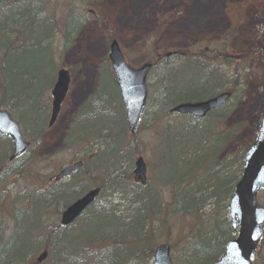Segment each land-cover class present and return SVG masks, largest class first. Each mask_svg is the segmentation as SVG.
<instances>
[{"label":"trees","instance_id":"obj_1","mask_svg":"<svg viewBox=\"0 0 264 264\" xmlns=\"http://www.w3.org/2000/svg\"><path fill=\"white\" fill-rule=\"evenodd\" d=\"M77 1L86 4L93 0ZM44 3L0 0V108L9 109L22 123V135L30 142L29 151L9 163L10 141L0 137V176L28 175L21 171L22 166L31 163L27 154L47 131L49 114L43 95L54 82L42 81L54 72L55 19L53 13L43 9ZM79 23L73 16L64 20V49L70 46ZM169 56L183 62L159 82L161 116L152 124L156 164L150 182L144 186L130 184L114 167L107 166L113 161V152L126 144L127 129L123 118L115 119L104 103L107 96L116 97L115 103L121 106L113 80L104 97L100 86L107 76L100 73L96 92L78 108L67 131L66 143L82 155L78 160L86 159L84 167L66 185L51 184L53 178L49 177L52 182L46 190L33 185L18 196L17 200L26 204L6 211L12 222L5 238L6 223L0 215V264H37L35 259L43 251L47 257L41 264H151L153 249L161 240L155 236L165 228L169 230V222L174 218L189 219L188 241L178 251L176 264H211L223 254L225 244L234 239L227 204L243 165L242 155L224 156L235 133L224 127L231 109L227 104L201 120L168 118L170 109L179 103L213 97L223 82L215 69L195 68L192 60L179 52ZM42 65L52 68L50 76H44ZM182 73L186 77L180 78ZM86 106L105 109L101 120L95 111L86 118ZM102 133L104 149L98 152L93 150L92 141ZM88 158L95 161L88 163ZM234 166L237 171L230 172ZM35 174L33 180L39 178ZM93 188L100 189L93 204L70 226H59L55 219L61 212L81 197L82 190L84 193ZM159 188L167 191V202ZM115 195L130 197L133 208L122 215L113 203ZM208 201L213 204L210 214L205 213ZM3 209L0 201V214ZM48 221L53 223L47 228L44 224ZM260 252L258 245L256 264Z\"/></svg>","mask_w":264,"mask_h":264},{"label":"rangeland","instance_id":"obj_2","mask_svg":"<svg viewBox=\"0 0 264 264\" xmlns=\"http://www.w3.org/2000/svg\"><path fill=\"white\" fill-rule=\"evenodd\" d=\"M44 2L43 9L54 15L55 44L52 58L54 72L50 76L52 68L42 65L44 76H50L42 83L55 82L57 70L63 68L70 73L71 87L55 124L47 129L27 154V160L31 163L22 166L21 171L29 174L0 176V201L4 208L0 215L6 223L4 238L9 234L12 222L6 211L14 206L19 209L26 204L25 201L17 200V197L24 195L33 185L46 190L52 182L48 181L49 177L54 179L63 166L82 156L75 146L70 145V148L66 143L67 131L78 108L96 92L100 73L108 78H102L101 81L104 97L108 92L110 80L114 79L107 58L108 46L113 40L120 47L129 67L137 69L145 63H155L147 78L146 110L137 134L132 138L126 132V144L116 153L113 152V161L107 165L114 167L130 184L139 183L133 174L134 162L139 157L146 165V182H150L153 165L156 164L152 154L155 147L152 124L161 116L159 82L168 71L179 69V64L183 62L177 58L157 62V56L179 52L182 57L191 59L195 68L217 71L223 82L214 94L232 91L228 102L231 113L224 127L235 133L224 156L228 155L226 153L243 156L255 142L264 116V0H93L86 4L77 0ZM68 16H73L80 23L78 31L70 40V46L64 49L62 26ZM184 77L186 75L182 73L180 78ZM50 91L43 95L48 114ZM106 98L104 103L113 117H122L125 123L123 108L115 103L117 98ZM7 111L11 114L9 109ZM86 111V118L95 111L101 120L105 109L96 110V106H86ZM11 117L22 127L17 118ZM167 117L173 119L175 115ZM87 128H90L88 122ZM104 134L93 138V150L99 152L104 149L101 138ZM93 160L95 158H88L87 162L92 164ZM18 165H22L21 161H18ZM232 171H237V166L232 167ZM35 173L39 178L33 180ZM70 181L67 179L61 184L66 185ZM159 191L163 201L167 202V191L162 188ZM256 202L264 208V195L261 192L256 195ZM113 203L118 205L122 215L133 208L130 197L115 195ZM212 209L213 204L208 201L205 213L210 214ZM187 220L174 218L169 222V230L165 228L159 235H154L156 239L160 237L158 243H167L172 248L170 256L173 264H176L178 251L188 241ZM55 222H58V218ZM52 223L48 221L44 225L48 228ZM258 245L261 248L259 264H264V230ZM253 264H256L255 260Z\"/></svg>","mask_w":264,"mask_h":264},{"label":"water","instance_id":"obj_3","mask_svg":"<svg viewBox=\"0 0 264 264\" xmlns=\"http://www.w3.org/2000/svg\"><path fill=\"white\" fill-rule=\"evenodd\" d=\"M262 50L264 53V47ZM108 60L124 109L127 130L130 135H133L145 110L146 77L151 65L144 64L137 69L129 68L115 41L109 46ZM69 84L68 72L64 69L59 70L50 92L51 111L48 128L52 127L56 121ZM229 98L230 94L224 92L203 101L183 102L173 107L171 113L201 119L212 110L223 107ZM0 135L11 141L9 161L24 154L29 147V142L25 141L21 135L19 124L4 109H0ZM81 166V163H76L65 167L58 173L56 180L61 181L67 178L71 172L77 171ZM134 166V174L143 186L146 174L145 164L139 158ZM258 192L264 195V116L261 119L255 142L243 155L242 174L227 205L231 228L236 238L226 243L223 255L212 264H252L255 249L261 240L264 228V208L256 202ZM98 195V189L91 190L67 207L60 216V226L67 227L72 224ZM46 256L45 252L40 254L36 263L43 262ZM152 264H172L167 245H159L153 250Z\"/></svg>","mask_w":264,"mask_h":264},{"label":"bare ground","instance_id":"obj_4","mask_svg":"<svg viewBox=\"0 0 264 264\" xmlns=\"http://www.w3.org/2000/svg\"><path fill=\"white\" fill-rule=\"evenodd\" d=\"M139 158L143 161V159H142L141 157H139ZM139 158H138V159H139ZM135 162H136V161H135ZM135 162H134V165H135ZM143 163H144V161H143ZM84 195H85V194H84Z\"/></svg>","mask_w":264,"mask_h":264},{"label":"flooded vegetation","instance_id":"obj_5","mask_svg":"<svg viewBox=\"0 0 264 264\" xmlns=\"http://www.w3.org/2000/svg\"><path fill=\"white\" fill-rule=\"evenodd\" d=\"M82 162H83V165H85V162L83 160H82ZM71 175H73V173ZM71 175L69 177H71Z\"/></svg>","mask_w":264,"mask_h":264}]
</instances>
